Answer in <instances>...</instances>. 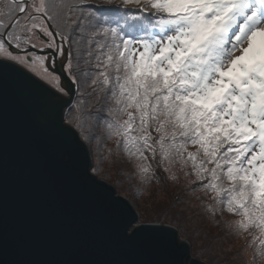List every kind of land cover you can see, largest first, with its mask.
Segmentation results:
<instances>
[{"label":"snow or ice","instance_id":"snow-or-ice-1","mask_svg":"<svg viewBox=\"0 0 264 264\" xmlns=\"http://www.w3.org/2000/svg\"><path fill=\"white\" fill-rule=\"evenodd\" d=\"M56 57L77 92L70 151L106 135L142 180L155 162L179 182L178 166L190 190L210 196L213 222L250 237L249 264H264V0H0V61L54 86L38 101L59 128L56 102L71 93ZM15 84L32 91L26 79ZM100 101L102 118L85 107ZM78 179L87 196V166Z\"/></svg>","mask_w":264,"mask_h":264},{"label":"water","instance_id":"water-1","mask_svg":"<svg viewBox=\"0 0 264 264\" xmlns=\"http://www.w3.org/2000/svg\"><path fill=\"white\" fill-rule=\"evenodd\" d=\"M27 69L0 61V76L7 74L0 82V264H112L128 259L208 264L192 255L174 225L135 224L140 217L137 201L119 194L116 183L99 177V171H90L85 141L78 150H69L65 137L76 133L79 139L65 114L75 87L61 66L56 72L71 94L56 102L59 128L51 109L38 101L55 89ZM21 78L32 84L31 92L15 84ZM86 166L94 182L83 196L78 173ZM113 207L121 212L114 214ZM137 226L140 230L132 234Z\"/></svg>","mask_w":264,"mask_h":264},{"label":"trees","instance_id":"trees-1","mask_svg":"<svg viewBox=\"0 0 264 264\" xmlns=\"http://www.w3.org/2000/svg\"><path fill=\"white\" fill-rule=\"evenodd\" d=\"M83 2L97 3L98 0H83ZM76 100L75 86L71 105H74ZM102 103L103 101L93 102L90 105H85V107L88 112L94 115L99 114L102 118L105 115L104 112L100 111ZM68 109L66 113H68ZM72 116L73 113L67 114L68 119ZM72 123L75 124L74 119ZM76 130L79 134V129L76 128ZM95 132L98 135L99 129L97 128ZM85 142L87 143V141ZM88 145L90 146V153L106 167L103 174L111 168L119 172L121 178L116 173L113 179L121 193L126 192V196L131 199L134 198V201L144 200L152 205L149 212L151 216H146L147 212L140 214L138 211L142 221L151 223L162 220L166 221L167 224L174 225L178 228L181 237L190 244L194 256L205 260L208 264H249L253 253L247 257L241 253L240 248H237L241 235L231 234V230L221 221L219 215L215 217V220L220 221V223L213 222L211 214L205 208V204L211 203L210 196H205L200 191L193 192L190 190L183 175L180 176L179 182L168 181L167 174L154 162L155 176L151 180H142L139 175L135 174L131 163L125 157L117 155L114 140H109L104 135L98 144L94 135L92 143ZM110 148L112 149L111 153L108 151ZM104 176L111 178L110 175L109 177ZM158 195H163L162 198L169 200V203L160 204L161 198L156 200ZM228 217L225 213L224 220H231ZM257 264H261V262L257 260Z\"/></svg>","mask_w":264,"mask_h":264},{"label":"rangeland","instance_id":"rangeland-1","mask_svg":"<svg viewBox=\"0 0 264 264\" xmlns=\"http://www.w3.org/2000/svg\"><path fill=\"white\" fill-rule=\"evenodd\" d=\"M47 54L48 53H46L44 55H47ZM59 67L57 66L58 69H59ZM52 87L54 88V86H52ZM88 150H89V153H90V146L89 145H88ZM90 158H91L90 171H93V169H96L95 171H99V177H105L104 175H107L109 177V175H110L111 178L110 177L108 178V182H115L113 178H114L115 174L118 173V175L121 178V175L119 174V172L116 169H114V168H111V170L109 169L108 172H105V174H103V171H106V167L103 165V163H101L99 161V159H97L92 153H90ZM174 170L177 171L179 176L183 175L182 173L179 172L178 166ZM117 188H118V186H117ZM118 192H119V194L126 196V192H123L124 194L121 193V190L119 188H118ZM171 194H174V193L171 192ZM162 197H163V195H158L156 197V200H159L161 198L160 204H163V203L165 204L167 202L169 203V200L164 199ZM137 205H138V209H139V213L140 214H142L143 212H147L146 216H151V214L149 212L151 211L152 205L148 204L147 201L137 200ZM226 215H228L229 216L228 218L231 219V220L235 219V217H233V216H231V215H229L227 213H226ZM162 222H166V221H162ZM138 223H148V221H144V220L142 221V219L139 217L137 223H135V224H138ZM249 240H250V237L247 234H244V235H241V237L239 238V242L237 244V248L238 249L240 248L241 249V253L246 255L247 257H249L251 255V253H253V247L250 246V243L248 244ZM243 241L245 243H242ZM190 248H191V246H190ZM191 251H192V249H191ZM192 255L194 256L193 253H192Z\"/></svg>","mask_w":264,"mask_h":264},{"label":"flooded vegetation","instance_id":"flooded-vegetation-1","mask_svg":"<svg viewBox=\"0 0 264 264\" xmlns=\"http://www.w3.org/2000/svg\"><path fill=\"white\" fill-rule=\"evenodd\" d=\"M56 60H57V63L55 64V66L57 67H59L60 66V63H59V57H56ZM55 67V68H56ZM27 69V68H26ZM28 70V69H27ZM30 71V70H29ZM30 72H32V71H30ZM35 75V74H34ZM38 77V76H37Z\"/></svg>","mask_w":264,"mask_h":264}]
</instances>
